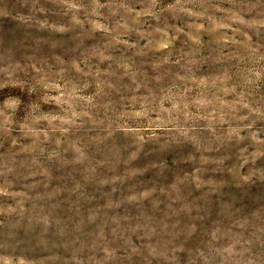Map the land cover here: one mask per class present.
Segmentation results:
<instances>
[{"label":"clouds","instance_id":"obj_1","mask_svg":"<svg viewBox=\"0 0 264 264\" xmlns=\"http://www.w3.org/2000/svg\"><path fill=\"white\" fill-rule=\"evenodd\" d=\"M0 264H264V0H0Z\"/></svg>","mask_w":264,"mask_h":264}]
</instances>
